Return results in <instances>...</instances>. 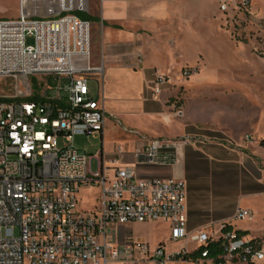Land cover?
<instances>
[{
	"label": "built area",
	"instance_id": "obj_1",
	"mask_svg": "<svg viewBox=\"0 0 264 264\" xmlns=\"http://www.w3.org/2000/svg\"><path fill=\"white\" fill-rule=\"evenodd\" d=\"M85 12L87 0H18V17L0 20V78L14 83L0 99V264H170L188 252L186 243L199 247L210 238L186 231L183 179L140 178L134 167L109 173L99 151L89 155L74 146L76 136L101 137L106 121L101 99L89 89L103 67L92 63L91 22L78 16ZM28 36L33 45H26ZM33 76L46 82L40 100L27 101ZM169 82L157 73L151 97ZM146 142L133 152L137 166L174 167L192 139ZM123 154L118 147L115 156ZM90 186L100 189L98 210L79 212L77 195ZM234 218L250 219L251 212L238 209ZM135 223H166L169 241L184 247L169 255L164 245L151 252L147 243L121 239L119 227ZM225 239L219 264L264 260L262 248L233 234Z\"/></svg>",
	"mask_w": 264,
	"mask_h": 264
},
{
	"label": "crops",
	"instance_id": "obj_2",
	"mask_svg": "<svg viewBox=\"0 0 264 264\" xmlns=\"http://www.w3.org/2000/svg\"><path fill=\"white\" fill-rule=\"evenodd\" d=\"M201 5L202 0H87L86 17L94 33L92 63L103 67L100 77H91L90 93L98 94L106 117L122 118V127L134 132L128 135L134 139L132 146L115 140L116 147L99 152L109 173L117 167H134L140 178L183 179L188 234L203 230L218 239L221 228L229 225L233 231L246 232L242 240L248 242L264 236V100L232 106V124L212 126L195 116L184 85L169 83L156 99L150 95L157 73L172 74L170 63L181 38L178 28H188L190 13ZM132 118L139 123L133 124ZM180 137L192 142L184 148L179 165L135 164L133 152L147 139ZM118 147L125 151L119 158ZM203 189L209 191L207 198L201 195ZM238 209L250 211L251 218L236 220ZM258 218L259 232L241 225ZM130 225L119 227L121 239H133ZM158 245L166 251L164 243ZM196 248L195 243H186L188 252ZM172 263L194 264L183 259Z\"/></svg>",
	"mask_w": 264,
	"mask_h": 264
},
{
	"label": "rangeland",
	"instance_id": "obj_3",
	"mask_svg": "<svg viewBox=\"0 0 264 264\" xmlns=\"http://www.w3.org/2000/svg\"><path fill=\"white\" fill-rule=\"evenodd\" d=\"M83 14L87 15L85 12L78 16ZM17 17L18 0H0V20ZM189 22L188 28H178L181 38L178 39L176 55L171 59L169 83L185 86L186 99L199 119L212 126L232 124V106L264 100V0H219V4L217 0H202L201 7L190 13ZM93 38L91 24L92 53ZM26 45H33L32 36L26 38ZM45 82L44 77H29L35 91H42ZM13 86L11 79L0 78V99L11 95ZM132 120L133 124L139 123L136 118ZM123 124L122 118L106 117V131L101 137L76 136L74 146L89 155L106 147H116L118 142L115 140H123L124 145L132 146L134 139L128 135H134V132L123 128ZM90 167L92 172L97 171L96 159H92ZM99 193V187L82 189L77 195V210L96 212ZM201 195L207 198L208 189H203ZM241 225L253 227L257 232L261 228L259 218ZM129 230L134 241L147 243L151 252L159 243L166 245L169 255L184 245L182 241H168L165 223H136L131 224ZM261 244L264 254V241ZM187 247L191 249L192 245ZM254 264H264V260Z\"/></svg>",
	"mask_w": 264,
	"mask_h": 264
},
{
	"label": "trees",
	"instance_id": "obj_4",
	"mask_svg": "<svg viewBox=\"0 0 264 264\" xmlns=\"http://www.w3.org/2000/svg\"><path fill=\"white\" fill-rule=\"evenodd\" d=\"M81 19L90 21L84 14L79 16ZM27 101H38L40 97L38 91L34 90V94L31 97L26 98ZM220 237L218 239H213L212 237L203 244L194 249L191 252H187L182 255L181 258L186 261L198 264L200 260L209 261L211 264H219L223 261V256L225 254V247L227 245V240L225 236L227 234H233L236 240H242V237L247 233L243 231H233L232 227L229 225H224L220 230ZM243 241V240H242ZM264 241V236L261 238H254L248 242H245L247 245H250L254 250H260L263 246L261 242ZM205 253V256L202 254Z\"/></svg>",
	"mask_w": 264,
	"mask_h": 264
}]
</instances>
